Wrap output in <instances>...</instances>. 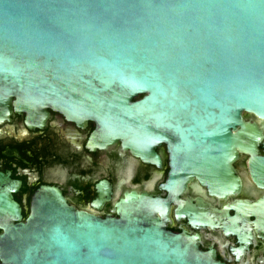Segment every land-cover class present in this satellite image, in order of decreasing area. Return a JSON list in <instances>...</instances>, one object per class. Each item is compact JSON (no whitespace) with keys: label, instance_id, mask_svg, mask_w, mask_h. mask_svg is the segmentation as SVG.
Returning a JSON list of instances; mask_svg holds the SVG:
<instances>
[{"label":"water","instance_id":"95a60500","mask_svg":"<svg viewBox=\"0 0 264 264\" xmlns=\"http://www.w3.org/2000/svg\"><path fill=\"white\" fill-rule=\"evenodd\" d=\"M0 88L95 121L101 144L168 143L171 189L208 182L264 137L243 118L264 121V0H0ZM119 205L100 218L44 188L26 222L5 225L1 264H221L166 229V202Z\"/></svg>","mask_w":264,"mask_h":264},{"label":"flooded vegetation","instance_id":"af4514ba","mask_svg":"<svg viewBox=\"0 0 264 264\" xmlns=\"http://www.w3.org/2000/svg\"><path fill=\"white\" fill-rule=\"evenodd\" d=\"M17 100L0 88V236L6 224L26 222L44 188L100 218H120L121 200L133 193L166 202V229L198 236L221 264H264V137L237 150L230 167L208 182L191 176L171 189L168 143L145 154L122 140L101 144L95 121L53 107L31 111ZM243 118L264 130V121ZM163 210L154 216L164 220Z\"/></svg>","mask_w":264,"mask_h":264}]
</instances>
